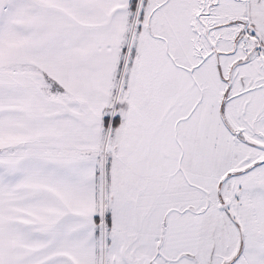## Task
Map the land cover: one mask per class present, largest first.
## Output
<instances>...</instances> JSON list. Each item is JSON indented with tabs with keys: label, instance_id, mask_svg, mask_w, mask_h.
<instances>
[{
	"label": "snow or ice",
	"instance_id": "1",
	"mask_svg": "<svg viewBox=\"0 0 264 264\" xmlns=\"http://www.w3.org/2000/svg\"><path fill=\"white\" fill-rule=\"evenodd\" d=\"M0 264H264V0H0Z\"/></svg>",
	"mask_w": 264,
	"mask_h": 264
}]
</instances>
